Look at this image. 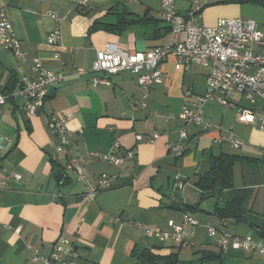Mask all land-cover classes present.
<instances>
[{
  "label": "crops",
  "instance_id": "1",
  "mask_svg": "<svg viewBox=\"0 0 264 264\" xmlns=\"http://www.w3.org/2000/svg\"><path fill=\"white\" fill-rule=\"evenodd\" d=\"M0 5L26 59L19 62L0 43V90L17 79L18 68L28 74L34 59L64 77L47 89L43 107L35 116L26 114L21 99L10 98L18 85L5 93L7 100L0 107V138L10 142L9 147L0 149V264H37L30 261L26 245L48 256L59 237L78 249L79 264H145L133 256L135 251L159 258L175 254L177 264H264V254L230 247L221 250L207 236L205 225L218 230L225 224L235 235L260 240L258 229L246 222H222L210 214L228 192L205 200L195 213L182 210L198 202L200 192L192 181L208 171L209 156H238L247 160L236 166L234 189L253 191L250 214L264 220V130L240 122L237 115L239 108H263L261 101L251 105L234 95L229 106L207 102L202 107L201 124L191 126L178 115L184 106L195 109L198 97L205 93V67L191 65L177 71L176 61L166 59L159 67L162 83L152 86L147 109L136 111L131 105L141 92L130 74L119 73L110 77L109 86L97 87L90 85V75L74 76L76 69H87L96 51L108 44L129 53L165 46L170 31L160 22L159 0H86L83 6L71 0H0ZM113 8H125L133 17L153 22L131 25L119 34L98 26L90 31L96 22L112 23L113 17L107 13ZM174 8L188 18L190 0H175ZM220 19L253 21L264 41V6L221 0L193 17L199 27H212ZM54 28H58L60 40L51 47L46 38ZM54 52L58 61L53 59ZM63 115H70L66 155L57 154L59 141L46 125L47 118ZM180 130L187 138L182 143L185 152L176 158L165 146L179 141ZM154 133L158 138L148 143ZM230 134L243 142L239 149L231 148ZM137 136L142 140L136 141ZM114 142L119 144L117 151L112 149ZM131 149L136 154L119 173L90 156L123 154ZM70 160L80 166L83 180L66 167ZM8 173H16L19 179L6 180ZM116 173L112 188L93 199L86 197L99 177ZM184 214L191 215L198 226L188 228L191 246L183 249L162 245L135 227L140 223L165 228L168 223L180 224ZM113 217L119 221L111 222ZM206 254L214 259L202 260Z\"/></svg>",
  "mask_w": 264,
  "mask_h": 264
},
{
  "label": "built area",
  "instance_id": "2",
  "mask_svg": "<svg viewBox=\"0 0 264 264\" xmlns=\"http://www.w3.org/2000/svg\"><path fill=\"white\" fill-rule=\"evenodd\" d=\"M159 19L169 28L170 40L162 47H156L145 52H125L115 44H108L104 49L97 50L95 59L87 69L75 70V77L90 75V85L109 86L110 77L119 73H128L135 78L138 89L141 92L139 100L131 105V110L138 108L147 109L148 94L154 85L162 83L159 67L163 61L173 58L176 61L175 70H186L191 65H200L207 68L205 93L198 97L195 109L184 106L178 118L185 124L197 126L202 122V107L207 102H213L221 106L232 105L230 100L234 95H240L254 105L257 100L264 105V41L262 33L256 24L250 20L220 19L212 27H199L193 17L198 15L207 6L221 0H190L188 18L179 15L174 8L175 0H159ZM245 1V0H244ZM264 1V0H263ZM77 6H83L86 0H71ZM49 16L57 21L56 16ZM60 40L58 28H54L47 35L46 41L51 47H56ZM0 43L4 50L15 57L19 62H26L25 55L20 49L18 41L14 38L12 28L8 21L4 7L0 5ZM53 59L58 61V54L53 53ZM18 88L10 95V98H19L28 116L37 115L43 105L37 104L38 90L50 87L61 82L64 77L59 73L47 70L38 59L30 62L28 74L17 70ZM7 96L0 90V107L4 105ZM240 122L255 124L258 130H264V106L256 111L237 109ZM70 115L59 118L46 119V125L50 133L58 139L55 146L57 154H67L69 147L66 122ZM167 116L166 119H169ZM177 143H167L166 149L173 157H180L185 152L182 144L187 135L184 130L178 132ZM158 138L154 133L148 143ZM142 137L137 136L136 141ZM228 143L231 148L239 149L243 142L230 134ZM10 146L7 139L0 138V149ZM113 150L119 149V144L114 142ZM136 154L135 149L120 153H109L104 156L91 154L95 159L104 161L108 166L115 168L117 173L124 169L126 162ZM66 167L72 170L79 180L84 176L80 166L73 160L68 161ZM111 177L101 176L97 179L95 187L86 192L88 199L107 189L112 188V183L118 174ZM18 180L19 175L8 173L6 180ZM4 184V183H3ZM111 222H118L119 217H113ZM198 222L189 214H184L180 224L168 223L165 228H150L140 223L135 227L143 232L149 239L175 249H183L191 246L188 228H195ZM207 236L221 250L230 247L233 250L248 254H264V242L253 240L249 237H240L230 231L225 224L221 229H215L205 225ZM30 251V261L37 264H79L78 249L67 239L59 237L52 246L48 256H42L38 250L30 244L26 245Z\"/></svg>",
  "mask_w": 264,
  "mask_h": 264
},
{
  "label": "trees",
  "instance_id": "3",
  "mask_svg": "<svg viewBox=\"0 0 264 264\" xmlns=\"http://www.w3.org/2000/svg\"><path fill=\"white\" fill-rule=\"evenodd\" d=\"M245 2L264 6L263 0H245ZM107 15L113 17L112 23L96 22L90 31H95L96 26H98L104 31L119 34L131 25H143L153 22L151 18H135L125 8H113L108 11ZM160 22L163 23L161 20ZM165 29L169 31L167 26ZM16 85L17 80L14 78L10 84L1 91L2 94H9ZM209 160L210 167L208 171L201 176H197L192 181L193 187L200 192L198 202L192 206L185 205L182 210L184 212L195 213L199 210L200 204L205 200L212 196L221 198L223 192H228V197L225 198L220 205H215L210 214L222 222H243V214L252 213L250 203L253 199V191L247 189H234V175L236 166L242 164L247 159L238 156L219 155L209 156ZM257 232L258 238L264 241V224ZM133 256L145 264H151L157 260H161L165 262V264H177V256L175 254H171L165 258H159L146 251H135ZM212 259H214L213 255L206 254L203 255L202 260L207 261Z\"/></svg>",
  "mask_w": 264,
  "mask_h": 264
},
{
  "label": "water",
  "instance_id": "4",
  "mask_svg": "<svg viewBox=\"0 0 264 264\" xmlns=\"http://www.w3.org/2000/svg\"><path fill=\"white\" fill-rule=\"evenodd\" d=\"M176 196L180 197L178 193H176ZM242 219L244 222L257 229H259L264 223V220L262 218L250 213L243 214Z\"/></svg>",
  "mask_w": 264,
  "mask_h": 264
},
{
  "label": "bare ground",
  "instance_id": "5",
  "mask_svg": "<svg viewBox=\"0 0 264 264\" xmlns=\"http://www.w3.org/2000/svg\"><path fill=\"white\" fill-rule=\"evenodd\" d=\"M48 88L49 87H43V88H41V90H38V97H37V104L38 105H42V102L46 96Z\"/></svg>",
  "mask_w": 264,
  "mask_h": 264
}]
</instances>
